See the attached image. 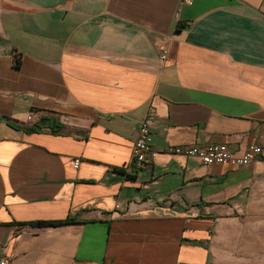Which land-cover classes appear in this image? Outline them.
I'll return each instance as SVG.
<instances>
[{
  "label": "crops",
  "instance_id": "obj_1",
  "mask_svg": "<svg viewBox=\"0 0 264 264\" xmlns=\"http://www.w3.org/2000/svg\"><path fill=\"white\" fill-rule=\"evenodd\" d=\"M221 143L264 148V0H0V262L264 264V161L169 152Z\"/></svg>",
  "mask_w": 264,
  "mask_h": 264
},
{
  "label": "built area",
  "instance_id": "obj_2",
  "mask_svg": "<svg viewBox=\"0 0 264 264\" xmlns=\"http://www.w3.org/2000/svg\"><path fill=\"white\" fill-rule=\"evenodd\" d=\"M184 5H191L195 0H181ZM163 59H166L164 52ZM150 108L149 115L140 123L138 139L136 140L132 152V167L136 170L142 169L147 163L151 153L152 137L149 127V117L153 113ZM173 155L184 156L187 158H197L204 165H232L234 167H246L257 161H264V148L259 145H250L242 155L234 154L226 144H210L206 146H189V147H173L169 150ZM80 160L75 161L78 168ZM0 264H9L8 259H3Z\"/></svg>",
  "mask_w": 264,
  "mask_h": 264
},
{
  "label": "trees",
  "instance_id": "obj_3",
  "mask_svg": "<svg viewBox=\"0 0 264 264\" xmlns=\"http://www.w3.org/2000/svg\"><path fill=\"white\" fill-rule=\"evenodd\" d=\"M129 178H131V179H133V177H129ZM61 224H63V222H59V221H57V222H37V223H35L34 225L35 226H39V227H45V226H59V225H61Z\"/></svg>",
  "mask_w": 264,
  "mask_h": 264
}]
</instances>
